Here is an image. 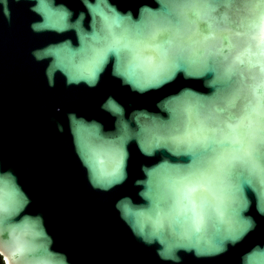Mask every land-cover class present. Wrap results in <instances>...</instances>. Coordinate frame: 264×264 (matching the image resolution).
I'll list each match as a JSON object with an SVG mask.
<instances>
[{
    "label": "water",
    "instance_id": "95a60500",
    "mask_svg": "<svg viewBox=\"0 0 264 264\" xmlns=\"http://www.w3.org/2000/svg\"><path fill=\"white\" fill-rule=\"evenodd\" d=\"M4 264H264V0H0Z\"/></svg>",
    "mask_w": 264,
    "mask_h": 264
},
{
    "label": "trees",
    "instance_id": "16d2710c",
    "mask_svg": "<svg viewBox=\"0 0 264 264\" xmlns=\"http://www.w3.org/2000/svg\"><path fill=\"white\" fill-rule=\"evenodd\" d=\"M0 264H4L1 257H0Z\"/></svg>",
    "mask_w": 264,
    "mask_h": 264
}]
</instances>
